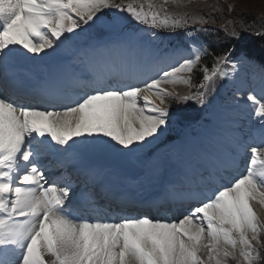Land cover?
<instances>
[{
	"label": "snow or ice",
	"instance_id": "1",
	"mask_svg": "<svg viewBox=\"0 0 264 264\" xmlns=\"http://www.w3.org/2000/svg\"><path fill=\"white\" fill-rule=\"evenodd\" d=\"M154 9L133 0H0V264H205L201 247L209 264H223L221 252L264 264L253 244L264 224L251 204L264 197V147L252 146L245 170L232 177L223 172L233 161L219 151L202 171L186 166L165 189L171 216L104 218L81 208L85 195L70 169L97 186L98 161L127 160L186 119L179 102L204 106L217 82L243 84L246 70L258 73L259 93L237 89L236 99L248 102L264 145V48L238 47L242 32L233 29L235 43L226 46L189 34L166 58L144 55L136 30L155 38L188 23ZM92 32L117 39L89 44L78 57L87 72L58 68L30 97L13 94L17 62L40 60ZM177 82L190 94L161 87ZM50 157L63 175L51 170Z\"/></svg>",
	"mask_w": 264,
	"mask_h": 264
},
{
	"label": "bare ground",
	"instance_id": "2",
	"mask_svg": "<svg viewBox=\"0 0 264 264\" xmlns=\"http://www.w3.org/2000/svg\"><path fill=\"white\" fill-rule=\"evenodd\" d=\"M58 54H59V50H57L56 52H50L48 56L43 57L40 60L17 62L16 67L13 68L10 71V73L12 75L16 76L18 79V82H20V83H17L16 81L11 80L12 82L9 83L10 86L13 87V86H21L22 84L25 85L26 83L23 82V78H27V79L30 78L31 80H32V78L34 80H38V79L47 80L50 77V75L55 72V70H57L58 68H62V67H68L71 70L77 71V72H87V69L85 71L86 67L84 66V64H82L80 62V59L66 60L64 58H59ZM33 65H35V66H33ZM37 65H39V66L36 67ZM36 68H38V72L40 74H42V76H38V75L34 74L33 72H32V76H31L30 71H34V69H36ZM256 77L252 82H250V80H248V79H244L245 77H243V79H244L243 84H241V82L239 80H233V82H234V84L239 85V88L241 90H243V89L245 90V89H248L247 87H250L253 85L256 86L259 83V80ZM0 83H2V82H0ZM242 92H244V91H242ZM239 96H241V93L237 92L235 98H237ZM153 99L157 103H159V100L156 98L155 95H153ZM239 101L243 103V99H240ZM225 106H228V104H226ZM248 109H249L248 106L244 107V105H242L240 103L231 107L229 119H227L229 122L228 126H227V124L224 123L226 125L225 126L226 132H227V134H229V136H228L229 139L227 140L229 142L228 144H226L225 140L223 141V139H221V137L219 136V139H216L215 143H212V142L204 139V145L205 146L199 145L200 147H195V149L193 148L194 150L192 153H189L190 151L189 152L185 151L186 152V154H185V152H183V153L182 152L179 153L178 151L170 152L169 150H166V153H164L163 155H162L161 150H160L161 153L160 152L155 153V156H153L151 161L149 162L150 164L142 166V169L144 170L143 172L146 173V176H149L148 179H149L150 183L157 181V179L160 177V175L162 176L163 172H165V171L177 170V172H180L188 165H192L193 168L197 171H202L207 166L208 155L210 153L216 152V151L225 153L233 161L232 164L223 172V175L228 176V177H232V176L238 175L240 172H243L246 168L247 161H248L247 156H249V152H250L249 149L246 151V145L249 143H254V142L255 143L257 142V144H258V143H260L259 141L261 140V134L259 131V126L254 120H252V118L249 117L250 109L249 110ZM230 153L232 155H230ZM175 156H178V158L180 159L179 163L177 164V166L175 164L170 165L171 163L169 164L167 162L168 159L173 158L171 160L173 162H175ZM51 158L52 157H50L49 159H51ZM171 160H169V161H171ZM97 164H98V167L100 168V170H102L103 166L100 165L99 163H97ZM164 164H165V167H162ZM103 165H105L106 171L103 172V174L100 171V176L104 177V178L107 177L106 179L109 180L112 184V185L111 184H108V185H110V186H113L115 184L119 185V183H126L128 181L127 178L125 177V175H126L125 171L122 168L114 167V165H112L110 163H108V164L105 163ZM159 170H160V174H159ZM110 171L111 172L115 171V172H113V174H112ZM173 174H175V173H173ZM106 175H110V176H106ZM143 175H145V174H143ZM160 179H161V177H160ZM167 179H174V177L166 178L165 180H167ZM129 183H131V182H129ZM125 185L129 186L132 184L128 185L126 183ZM140 185L141 184H138V186H140ZM131 188H133V187H131ZM135 189L136 190L137 189L144 190L143 187H141V186L139 188H135ZM149 189L151 190L153 188H149ZM128 191H130V190H128ZM251 204H252L253 209L256 210L257 212H259L260 214H262L264 217V197L257 196V198L255 200L251 201ZM204 243L206 244L207 241L204 240ZM207 255H208L207 249L206 250L204 249L202 251L203 258ZM237 258H239V257H237ZM46 259H47V257H46ZM240 261H242V260L240 259Z\"/></svg>",
	"mask_w": 264,
	"mask_h": 264
},
{
	"label": "rangeland",
	"instance_id": "3",
	"mask_svg": "<svg viewBox=\"0 0 264 264\" xmlns=\"http://www.w3.org/2000/svg\"><path fill=\"white\" fill-rule=\"evenodd\" d=\"M223 3H225L229 8L231 7V9H233L235 7H241L243 9L248 10V11L258 13L259 15H264V0H223ZM200 22H202V21H199V23ZM205 23L207 25L208 24L217 25L215 22H212L211 20H208ZM196 24L194 26H192L190 24L187 25L188 31L189 32H192V29L196 28ZM128 29L129 28L124 27V28H122V31L124 33H128L127 32ZM132 31H133V29L130 30L129 32H132ZM91 34H95V33L92 32ZM172 34L173 33H169V34H165L164 33L163 34V33L159 32V31H157V34H156L155 38H153V37H151L152 36L151 35V31L148 28H144L142 26L141 29L136 30V35L137 36H141V38H139V40H140L139 41V47L141 49V52L144 51V50H146L147 51V54H148L149 52L152 53V52H155L156 50L163 49V50H161V52L164 51L163 52L164 53V57L171 55L174 49H176L179 46H181V45H178L177 36L173 37ZM189 34L191 35V33H188L187 37H185L184 40H186L188 38ZM191 36L194 37V35H191ZM81 37L82 36H80V39H81ZM171 37H173L172 38V41L177 44V47L175 45H170V48H166L167 43L171 39ZM116 39H117V37L114 40H116ZM167 39H168V41H167ZM70 47H72L71 44H67L64 48L59 49V54H58L59 55V58H64V59L74 58L73 56H75L76 54L74 52H71L70 53V50H71ZM79 47L80 46H75V48H77V49ZM80 50H81L80 52H82V53L85 51L83 48H80ZM78 57H80V56H78ZM78 57H77V59H79ZM33 66H35V65H33ZM38 66L39 65H37L36 67H38ZM32 72L34 74L38 75V76H42V74H40L38 72V68L34 69V71H32ZM242 77H245L244 79L250 80V82H252L255 79L253 77V74H251L247 70L242 74ZM255 77L259 80L258 73L255 75ZM232 81L231 80L225 81L222 84L220 82L217 83V87H216V89H214V91L216 93L214 94L213 99L212 100H209V102L206 105L199 107V108H202L203 109L202 111H204V109L206 108V110L208 111L209 114L208 113L206 114V112L205 113H202L201 116H199L196 119V121H195V122L200 121L202 117H205V118L209 117L210 124H208V126H206L203 123L202 124V127L201 128H198L196 130L195 127H193V128L191 127L194 122L193 123L188 122L187 123V127L185 128V130H182L180 132V133L183 134L184 139H186L185 141H186V144L187 145L185 147H181L182 151H180L179 148H178V145L180 144V140L174 142L176 151H178L179 153L180 152L183 153L185 151H187V152L190 151L189 153H192L193 150L195 149V147L205 146L204 145V139L207 140V138H205V137L206 136L208 137L209 135H207V134L211 133V131H213V130L215 131L216 128H217L216 133L217 132H218V134L219 133H222L223 136H224V137L223 136H220L221 139H223V141L225 140L226 144L229 143L227 141L229 139L228 138L229 134H227V132H226V127H225L226 125L225 124H227V126H228V123L229 122H228L227 119H229V114H230V111H231L230 110L231 107H233L234 105L239 104V103L242 104V105H244V107H246V106L249 107V104H248V102L246 100L243 99V103H242L240 101H237V99L235 98L236 93L238 92L237 89H240V88H239V85H237V84L234 85V82L232 83ZM258 85H259V83L256 86H254V85L253 86L257 88V92L259 93V87H258ZM185 86H187V85H185ZM185 86H184V84H180L179 87H177L176 85H172V84H163L161 87L166 88L169 92H171V93H173V94L176 95L177 92H180V88L182 87V89H184ZM253 86H250V87H253ZM247 88H249V87H247ZM230 90H231V92H230ZM247 90L248 89H245V90L243 89L242 90V91H244L243 92L244 95H246V91ZM239 93H241V92H239ZM224 100H226V104H228L227 107H229V108H227V109H224L223 108L224 105H221ZM219 105H221V106H219ZM196 110L199 111L198 110V107H196ZM249 117L252 118V120L255 121V117L250 116V115H249ZM210 127H213L214 129L211 130ZM163 134H161L160 137L157 140H159L163 136ZM157 140L152 141L151 143L145 145L144 148L140 149L139 151L147 150L150 147V145L152 146ZM252 146L264 147V145L257 144V142L256 143L254 142V143L249 144V146H248L249 147V150H250V148ZM139 151L135 155H133L130 158H128V160H127L128 161V164L126 162L125 165L128 166V167H130L129 168L130 170H136V173H140V176H141L140 180H138V182L133 181V180H131V179L128 178L129 176L126 173H125L126 174L125 177L128 180L126 183L129 185V182H131L132 185H129V186L130 187H133V188H139L140 186H138V184H141L144 181L141 184V187H143V189H144L142 191H145V189L149 190V188H153L154 185H156V184L158 185V183L160 181V177H162V176L160 175V177L157 179V181H155L153 183H150V181L148 179L149 176H146V173L143 172L144 170L142 169V166L143 165H147V164L149 165L150 163H149V161L146 162V161L140 159L141 152H139ZM161 151H162V155L164 153H166V150L164 148H163V150L161 149ZM159 152H160V150H158L155 153H159ZM185 154H186V152H185ZM152 155L150 156V158L153 157ZM230 155H232V154L230 153ZM154 156H155V154H154ZM136 157H137V159H136ZM247 157L249 159V156H247ZM171 159H173V158L168 159L167 162L169 164L171 163L170 165L175 164L177 166V164L179 163V160H180L178 158V156H175V162H173ZM169 160H171L172 162L169 161ZM108 161L111 162V163H116L115 160L98 161L97 163H99V164H105V163L108 164L109 163ZM135 161H137L138 166L135 163ZM150 161H151V159H150ZM121 163H123V162H121ZM103 167H104V169L102 168V170H101L102 173L106 171L105 165ZM162 167H165V164ZM113 172H115V171H112L111 173L113 174ZM173 173H174V171H173ZM143 174H145V175H143ZM159 174H160V170H159ZM106 176H110V175H106ZM105 178H107V177H105ZM126 183H119V185L120 184L121 185H124ZM254 211L256 212L257 217L260 220L261 224H264V217H263V215L260 214L259 212H257L256 210H254ZM248 234H249V238L251 239V235H252L251 232H249ZM202 243H204V241ZM253 244H255V246L257 247V249L258 248H264L263 247L264 245H263L262 241L260 240V238H258V241H253ZM204 249L206 250V248L201 247L200 251L198 252V255L201 257L202 260L205 261V264H209V262H208V255L205 256L204 258L202 256V251ZM220 259L222 260L223 264H242V261H240V258L224 257L221 254Z\"/></svg>",
	"mask_w": 264,
	"mask_h": 264
},
{
	"label": "trees",
	"instance_id": "4",
	"mask_svg": "<svg viewBox=\"0 0 264 264\" xmlns=\"http://www.w3.org/2000/svg\"><path fill=\"white\" fill-rule=\"evenodd\" d=\"M127 2L128 0H125V3ZM133 2L143 4L145 10L148 9L149 4H152L155 6L154 10L159 11L161 16L167 15L168 17L175 16L186 19L188 23L183 26L185 29L161 30L165 33L181 31L183 33L181 35L182 39L186 34L191 33L203 43H210L216 47L226 46L229 43H235V41L230 40L229 35L235 29L242 32L241 41L237 42L238 47L264 48V38L260 36L261 33H264V15H259L241 7H235L232 11H229V7L223 3V0H133ZM208 20L215 22L217 25H207L205 22ZM199 21L202 22L199 23ZM189 24L192 26L196 24V28L192 29V32L188 31L187 25ZM180 84L183 83L177 82L172 85L179 87ZM191 91L192 89L188 86H185L184 89L181 87L180 92H177L176 95L190 94ZM168 103L176 108L178 102L170 100ZM195 106L196 103L194 101L179 102L180 112L186 119L170 123L162 141L179 136L186 123L199 116L200 112L192 109ZM259 238L264 245V233H261ZM258 250L264 252V248H258Z\"/></svg>",
	"mask_w": 264,
	"mask_h": 264
}]
</instances>
